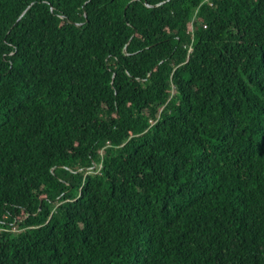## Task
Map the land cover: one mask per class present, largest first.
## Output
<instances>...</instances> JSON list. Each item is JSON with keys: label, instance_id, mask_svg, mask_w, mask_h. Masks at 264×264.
<instances>
[{"label": "trees", "instance_id": "trees-1", "mask_svg": "<svg viewBox=\"0 0 264 264\" xmlns=\"http://www.w3.org/2000/svg\"><path fill=\"white\" fill-rule=\"evenodd\" d=\"M0 264H264V0H0Z\"/></svg>", "mask_w": 264, "mask_h": 264}, {"label": "water", "instance_id": "water-1", "mask_svg": "<svg viewBox=\"0 0 264 264\" xmlns=\"http://www.w3.org/2000/svg\"><path fill=\"white\" fill-rule=\"evenodd\" d=\"M148 7V6H147Z\"/></svg>", "mask_w": 264, "mask_h": 264}]
</instances>
